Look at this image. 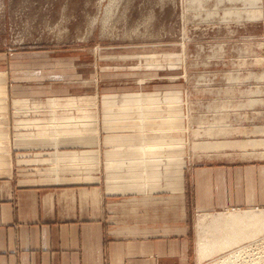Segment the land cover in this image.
I'll return each mask as SVG.
<instances>
[{
	"label": "rangeland",
	"instance_id": "1",
	"mask_svg": "<svg viewBox=\"0 0 264 264\" xmlns=\"http://www.w3.org/2000/svg\"><path fill=\"white\" fill-rule=\"evenodd\" d=\"M254 1L0 0V109L14 93L16 124L61 139L47 162L66 173L84 167L87 126L111 142L137 126L143 141L205 155L214 150L195 142L213 137L264 148V0ZM226 212L264 220V207L208 214L196 264H264V223H212Z\"/></svg>",
	"mask_w": 264,
	"mask_h": 264
},
{
	"label": "crops",
	"instance_id": "2",
	"mask_svg": "<svg viewBox=\"0 0 264 264\" xmlns=\"http://www.w3.org/2000/svg\"><path fill=\"white\" fill-rule=\"evenodd\" d=\"M15 100L0 109V264H196L197 216L264 207V148L205 155L137 126L117 142L87 126L84 167L66 173L47 162L63 141L16 124Z\"/></svg>",
	"mask_w": 264,
	"mask_h": 264
},
{
	"label": "bare ground",
	"instance_id": "3",
	"mask_svg": "<svg viewBox=\"0 0 264 264\" xmlns=\"http://www.w3.org/2000/svg\"><path fill=\"white\" fill-rule=\"evenodd\" d=\"M193 1H196V0H193ZM253 1L254 0H244V2H246V3H249V2L251 3ZM208 133L211 136L216 135V133H214L211 130L208 131ZM255 143H256V141H253V142L251 141L250 142V144H255ZM260 144H262V142ZM228 145L230 146V145H232V143L231 142H223V141H220L218 139H207V140H201V141L195 142V147L196 148L217 149V148L225 147V146H228ZM226 213L227 214H225V213L217 214V217L214 218V221H212V223H217L220 226H224V225L228 224V222L237 223V224H248L250 226L252 224L258 223L259 225L257 224V226H258L257 228H259L261 226V224L264 223V220H262L261 217H259V216H256V217L255 216H239L237 214H231L229 212H226ZM207 216H208V214H202V215H200L198 217V220H197V233H198V240L200 241V243H202L201 242L202 238H204V236L207 233V230H208V228H209V226L211 224L210 222H206ZM263 216H264V214H263ZM233 262H234V259L231 258V255H228V256L222 258L219 262H216L214 264H233Z\"/></svg>",
	"mask_w": 264,
	"mask_h": 264
}]
</instances>
